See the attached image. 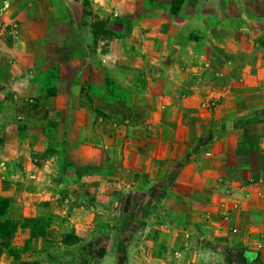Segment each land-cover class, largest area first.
Wrapping results in <instances>:
<instances>
[{
    "label": "rangeland",
    "instance_id": "374dc122",
    "mask_svg": "<svg viewBox=\"0 0 264 264\" xmlns=\"http://www.w3.org/2000/svg\"><path fill=\"white\" fill-rule=\"evenodd\" d=\"M153 1L176 15L185 4L220 15L242 11L225 0L217 6L212 0ZM246 8L263 18L234 20L225 28L234 30L211 41L200 37L205 44L185 66L187 83H140L132 97L107 76L96 99L87 93L97 117L110 118L98 110L105 96L113 105L108 109L115 112L119 104L128 111L119 113V122L110 118L106 144L80 147L95 163L78 162V149L52 141L47 150L58 149L55 170L41 177L39 194H23L17 182L13 194H1L9 188L0 180V197L10 203L0 221L16 224L10 238L0 237V264H264V0H249ZM114 22L121 23L116 31ZM95 24L106 41L126 30L128 20ZM155 42L165 44L162 36ZM162 56L154 57L156 73L163 70ZM180 73L173 69L172 75ZM162 90L173 99L162 100ZM165 107L174 117L164 129L128 128L131 118L143 123ZM181 119L190 128H182ZM163 136L172 142L168 154ZM216 144L228 149L226 160L212 153Z\"/></svg>",
    "mask_w": 264,
    "mask_h": 264
},
{
    "label": "crops",
    "instance_id": "0c3cea01",
    "mask_svg": "<svg viewBox=\"0 0 264 264\" xmlns=\"http://www.w3.org/2000/svg\"><path fill=\"white\" fill-rule=\"evenodd\" d=\"M195 1L199 5L205 0ZM218 1L211 2L217 6ZM153 3V0L146 3L143 0H0V180L9 188L2 189L1 194H13L16 182L24 186L25 195L41 192L44 186L39 184L41 177H50L57 161L58 149L47 150L52 141L78 149L81 158L78 162L95 163L79 152L80 147L92 148L96 140L106 144V128L113 127L110 118L119 122L120 114L122 117L128 114L119 104L115 112L108 109L113 105L106 96L102 99L105 104L98 110L110 118L97 117L92 108L88 95L96 99V89L107 88V76L125 92L130 89L132 97L140 83H154L153 88L172 80L187 83L185 66L197 59L205 44L200 37L208 36L211 41L234 30L225 29L234 20L239 24L243 20L263 18L247 10L249 0H225L228 7L242 8L238 14L227 15L216 10L204 13L198 8L188 9L186 4L176 15L169 8H156ZM168 3L165 2L167 7ZM117 17L128 20L127 29L115 32V38L105 41L95 22L108 19L113 22ZM219 19L224 24L222 28L211 23ZM206 20L210 24H205ZM112 25L116 31L121 23ZM243 26L242 31H250ZM156 36H162L165 44L158 46ZM211 47L213 50L210 43L208 50ZM161 54L164 56L159 64L163 70L156 73L154 57ZM173 69L180 70L178 78L172 75ZM160 97L173 99L166 90H162ZM189 99L184 98L182 104ZM133 107L136 108L134 104ZM166 109L152 111V118L149 116L143 123L137 115L129 120L128 128L132 132L143 131L149 125L164 129L174 117L169 112L171 108L168 112ZM129 112V116H134L137 110ZM182 121L179 120L182 128H190L191 123L186 126ZM161 144L163 152L168 154L172 146L169 137L163 136ZM227 150L216 144L212 153L216 159L226 160ZM105 158L102 160L107 161ZM247 188L250 190L248 185L242 188L243 198Z\"/></svg>",
    "mask_w": 264,
    "mask_h": 264
},
{
    "label": "trees",
    "instance_id": "16d2710c",
    "mask_svg": "<svg viewBox=\"0 0 264 264\" xmlns=\"http://www.w3.org/2000/svg\"><path fill=\"white\" fill-rule=\"evenodd\" d=\"M9 206L10 203L7 202V199L0 197V216H4L7 213ZM15 228L16 224L11 218L0 221V237L10 238Z\"/></svg>",
    "mask_w": 264,
    "mask_h": 264
}]
</instances>
